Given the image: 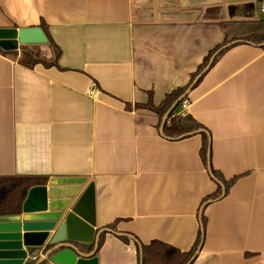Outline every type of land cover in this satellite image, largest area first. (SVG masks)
Listing matches in <instances>:
<instances>
[{"label":"crops","instance_id":"1","mask_svg":"<svg viewBox=\"0 0 264 264\" xmlns=\"http://www.w3.org/2000/svg\"><path fill=\"white\" fill-rule=\"evenodd\" d=\"M262 3L0 0V28L43 21L59 51L49 67L0 53V176L85 177L79 194L93 182L96 229L118 219L111 229L138 242L105 232L97 264H140L137 245L154 240L189 251L218 184L200 134H161L162 116L141 105L186 89L234 38L175 112L206 128L211 167L239 175L202 208L193 264H264V46L242 39L264 33Z\"/></svg>","mask_w":264,"mask_h":264},{"label":"water","instance_id":"2","mask_svg":"<svg viewBox=\"0 0 264 264\" xmlns=\"http://www.w3.org/2000/svg\"><path fill=\"white\" fill-rule=\"evenodd\" d=\"M45 42H47V37L39 26L17 29L0 28V49L4 51L18 50L21 45ZM231 43L224 44L209 57L207 64L193 78L178 100L183 99L191 87L208 70L217 53ZM176 102L162 116L161 134L167 117L174 109ZM202 132L206 133L208 137L207 171L211 179L221 188V195L215 198L216 200L224 195L225 189L211 171L209 133L199 128L178 137ZM85 183V177H50L45 184L33 186L28 190L20 214L0 216V264H97V259L93 255L102 232L126 236L138 243L133 236L117 232L109 227L96 229L94 184L89 182L79 194ZM213 200H207L200 206V218L204 205ZM199 230L202 239L201 219ZM92 242L93 250L90 251L87 245ZM201 245L202 240L186 264H191L195 260ZM34 249H41L42 254L35 260H28V255ZM140 264H142L141 258Z\"/></svg>","mask_w":264,"mask_h":264},{"label":"trees","instance_id":"3","mask_svg":"<svg viewBox=\"0 0 264 264\" xmlns=\"http://www.w3.org/2000/svg\"><path fill=\"white\" fill-rule=\"evenodd\" d=\"M40 28L45 33L48 42L54 48V57L48 61L43 58H38L34 56L31 52L26 50H22L19 54L18 62L24 66L32 67L37 63H42L44 66L49 67L53 65H57V59L59 57V51L57 47L53 44L49 34L47 27L43 21H41ZM234 38L230 40H225L223 44L232 41ZM243 40L251 41L254 43H263L264 42V33H254L249 36L242 38ZM222 44V45H223ZM221 45L217 46L205 59L200 68V70L206 65L211 54L220 48ZM264 46V45H263ZM227 47L221 49L217 56L221 55ZM0 53L4 55H12L16 56L18 54L17 50L12 51H4L0 49ZM217 58V57H216ZM213 60V62L216 60ZM212 62V64H213ZM195 75L192 76V79ZM185 88H177L170 93L166 94L165 98L162 102L155 106L151 101V97L146 104L141 106L148 107L159 114V116H163V114L167 111V109L175 102L176 105L174 109L170 112L167 117V121L163 126V133L168 137H177L183 135L185 133L197 130L202 128L206 130L204 126L198 123L191 115L185 114H175L177 109L181 106L182 102L186 100V97L178 100L181 94L184 92ZM202 138V144L199 150L201 159L203 163H206V154H207V146H208V137L207 134L202 132L199 133ZM211 171L224 186L226 195L229 192L230 187L234 184L239 175H235L230 179H225L222 174L211 167ZM47 177L44 176H0V216H10L20 214L22 212V204L26 198L28 190L33 186L43 185L46 182ZM221 195V188L218 185L217 188L210 194L206 196V198L202 201L210 200L218 198ZM201 224L203 227V238L201 239V233L198 232L197 238L194 242V245L189 251L182 252L176 248H173L163 242L158 240L151 241L148 244H140L137 245L139 252V261L141 258L142 264H186L191 256L194 254L198 245L201 243V240L204 239L205 233V224L206 217L203 212L201 214ZM119 221L116 219L113 223L109 224L107 227L114 228L115 223ZM105 239V232H102L98 238V247H100ZM124 242L128 243L129 239L125 236L121 237ZM140 249V250H139ZM194 262V261H193ZM193 262L191 264H193Z\"/></svg>","mask_w":264,"mask_h":264},{"label":"rangeland","instance_id":"4","mask_svg":"<svg viewBox=\"0 0 264 264\" xmlns=\"http://www.w3.org/2000/svg\"><path fill=\"white\" fill-rule=\"evenodd\" d=\"M22 50H26L28 52H31L34 56L38 58H48V53H49V46L48 44L45 43H37V44H32V45H21L19 49L17 50L18 54L13 57H17L19 59L20 52ZM44 58V59H45Z\"/></svg>","mask_w":264,"mask_h":264},{"label":"built area","instance_id":"5","mask_svg":"<svg viewBox=\"0 0 264 264\" xmlns=\"http://www.w3.org/2000/svg\"><path fill=\"white\" fill-rule=\"evenodd\" d=\"M261 11L264 12V3H262L261 5ZM92 91H90L91 93ZM186 106V101L184 100L181 104V108H184ZM38 250L37 249H34L33 252L31 254L28 255V260H35L38 256ZM42 254V252H41ZM40 255V253H39Z\"/></svg>","mask_w":264,"mask_h":264}]
</instances>
